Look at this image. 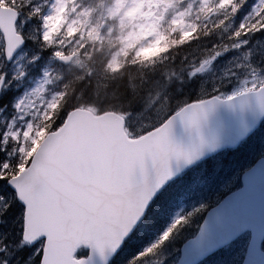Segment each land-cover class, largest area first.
Returning <instances> with one entry per match:
<instances>
[{
    "label": "rangeland",
    "instance_id": "374dc122",
    "mask_svg": "<svg viewBox=\"0 0 264 264\" xmlns=\"http://www.w3.org/2000/svg\"><path fill=\"white\" fill-rule=\"evenodd\" d=\"M20 3L23 0H17L16 6L19 7ZM210 3L213 9H209ZM256 3L257 0H244L235 13L234 0L231 4L227 0H63L62 11L48 28L47 39L52 41L50 46L39 39L43 31L42 20L33 19L26 33V48L10 65H6L0 55V135L9 124L15 130L24 127L29 119L34 127L42 126L41 114L34 116L39 108V103L35 104L34 100L39 95H32L36 90H40L39 94L44 92L45 86L55 93L47 99L46 106L57 93H63L68 101L98 113L110 110L109 104L114 101L111 94H124L119 104L124 105L129 114L132 134L138 135L144 128L162 120L171 109L165 99L159 97L160 93L155 91L146 92V97L140 100L138 93L146 88L147 82L138 77L137 69L126 66L113 73L111 68L110 71H102L100 65L107 61L109 67L113 61L119 64L123 57H142L138 62L139 70L145 66L141 63H148V67L155 70L164 59L173 55L179 58V48L174 44L167 50L163 46L158 49L155 45L160 29L164 27L179 30L170 34L178 36L189 34L190 28L195 25L203 29L213 28L214 31H218L215 27H219L226 38L222 44V40L219 41L220 45L211 52L196 57L194 65L187 62L188 65L177 71L168 73L167 69H163L160 72L167 74L168 79L164 84H174L178 95L183 93L182 86L185 89L193 87L199 100L233 98L238 96L235 94L246 93L245 89L253 85L256 86L253 90L259 89L264 84V30L243 36L246 29L241 28V24L251 27L255 20L251 12ZM51 4L52 0H41L44 14L51 10ZM0 7L12 8L5 0H0ZM237 31L241 32V38L235 36ZM2 47L0 44L1 50ZM55 51L72 57L68 60L69 65L59 63ZM206 60L209 62L205 65ZM122 76L128 83L123 88L117 86L123 91L115 86L104 93ZM26 97L33 100V107L28 110L32 112L28 115L17 108ZM127 97L128 105L123 103ZM45 134L43 131L38 134L33 150ZM261 157H264V123L239 148L203 162L168 186L148 209L145 220L111 264H130L133 257L155 243L177 218L185 217L186 223L155 255L137 262L175 264L181 245L196 234L205 211L228 193L240 188L242 173ZM3 194L8 193L5 191ZM13 215L10 211L0 217L3 221L0 246L7 245L9 253L13 250L11 264H24L30 249L19 247V237L12 227ZM248 238L249 235L242 236L202 264H241ZM10 242L14 244L11 250Z\"/></svg>",
    "mask_w": 264,
    "mask_h": 264
},
{
    "label": "snow or ice",
    "instance_id": "6c2138e0",
    "mask_svg": "<svg viewBox=\"0 0 264 264\" xmlns=\"http://www.w3.org/2000/svg\"><path fill=\"white\" fill-rule=\"evenodd\" d=\"M5 2L13 8L12 23L7 30L0 29V44L9 57L25 43L33 19L42 20L39 39L51 45L48 28L62 11L63 0H52L47 14L41 0H23L19 7L17 0ZM243 2L234 0L235 13ZM251 14L255 17L251 27L241 24L246 29L243 36L264 30V0H257ZM235 36L241 38V32L237 31ZM54 55L62 62L68 59L58 51ZM109 67L119 70L115 61ZM255 87L245 91L252 92ZM260 87L264 89V84ZM39 92L36 90L32 96H38ZM31 97L17 105L25 115L33 107ZM227 100L231 101L232 97ZM215 102V99L197 100L178 106L138 135L122 130L110 140L95 136L86 143L78 139L75 114L80 106L67 98L57 102L53 97L41 112L44 124L40 127H34L30 119L24 127L15 130L9 124L0 135L3 154L0 155V217L10 211L14 213L12 227L19 237V247L30 249L24 264H91L89 252L82 245H90L102 256L106 251L114 256L134 226L147 217L155 189L171 176L170 159L175 156L191 163L195 158V149L183 151L170 140L173 121L179 117L195 126ZM168 107L171 109L170 104ZM41 131L47 133V142L33 150ZM147 162L154 169L151 181L146 175ZM138 171L143 179H135ZM5 191L7 195L3 194ZM184 223L185 217L177 218L155 243L133 257L130 264L155 255ZM13 254L7 245L0 246V264H11Z\"/></svg>",
    "mask_w": 264,
    "mask_h": 264
},
{
    "label": "water",
    "instance_id": "95a60500",
    "mask_svg": "<svg viewBox=\"0 0 264 264\" xmlns=\"http://www.w3.org/2000/svg\"><path fill=\"white\" fill-rule=\"evenodd\" d=\"M12 12L13 9L10 8L0 9V29L7 30L11 27ZM22 46L18 47L10 57L4 48L7 62H10ZM75 119L78 124V139L81 143L95 136L110 140L122 131L121 120L111 114L96 119L85 112L78 111L75 114ZM263 119L264 89H261L259 94L242 95L228 102L216 101L208 108L206 114L200 117L195 126L177 117L171 125L169 138L183 151L195 149L196 155L191 163H187L183 158L172 157L169 161L171 176L163 184L174 179L183 169L190 167L193 163L209 157L225 147L236 146L254 131ZM46 142L47 139L43 143ZM146 175L149 181L154 177L151 162L146 164ZM135 179H143L139 171ZM241 182L243 185L241 190L229 196L218 208L209 212L200 235L203 236L208 231L210 224L224 225L228 217L227 206H234L235 221L244 217L237 235L245 231L251 232L243 264H264V253L259 250L264 237V158L258 160L250 170L242 175ZM163 184L158 186L154 193ZM201 236L183 247L182 259L179 264H196L216 249L214 245L218 240L208 242ZM229 241L230 239L224 236L218 245L222 246ZM82 246L90 250L91 264H108L113 257L111 251H106L102 256L98 251L92 250L90 245Z\"/></svg>",
    "mask_w": 264,
    "mask_h": 264
},
{
    "label": "trees",
    "instance_id": "16d2710c",
    "mask_svg": "<svg viewBox=\"0 0 264 264\" xmlns=\"http://www.w3.org/2000/svg\"><path fill=\"white\" fill-rule=\"evenodd\" d=\"M204 37L205 38L198 41V43H197L200 56H202L206 52H209V50H207V49H213V48L215 49L218 46V43L217 44L215 43V41L218 40V37L213 33V30H209L207 32V35ZM173 58H175V55L164 59L161 66L157 67L155 70L149 68L148 63H141V65L145 64V66H141L142 67L141 70H139L138 63L134 64L133 67H131V69H137L136 73L139 75V76L138 75L137 76L139 78L145 79L147 82L146 88H144L142 91H139V93H138V95L140 96V100L143 97H146V94H145L146 92H152V91L154 92L155 91V92L160 93L159 97H163L164 99H166V103L168 105L169 104L171 105V110H172V109H177L178 106L187 104L196 98V93H195L193 87H191V89H185L182 86L183 93L178 95L177 88L174 84H172V85L164 84L165 80L168 79V77H167V74L160 73V72L163 69H167L168 73L171 71H177L178 70L177 69L178 65L175 66L174 68H172L174 60L172 61V63H171V60ZM167 61H169L168 63H171L169 67L164 65V62H167ZM124 77L125 76H122L119 80L117 79L116 84L110 85L109 87H107L105 89V91H107V92H104V93H108L117 85L120 86L121 88H123L124 85H126L128 83V82H125L123 80ZM132 83H134V81ZM118 86H117L118 90H122ZM85 92H87V90ZM111 95L114 96V98H113L114 101L110 102V104H109L110 110L128 114L124 105L119 104L120 102L123 101L124 94L122 96L121 95L119 96L118 94H111ZM107 99H109V98H107ZM123 103L128 105V103H129L128 97L126 98V102H123Z\"/></svg>",
    "mask_w": 264,
    "mask_h": 264
}]
</instances>
